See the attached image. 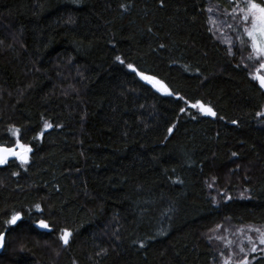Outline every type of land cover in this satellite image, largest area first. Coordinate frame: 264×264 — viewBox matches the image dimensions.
<instances>
[{"label": "trees", "instance_id": "16d2710c", "mask_svg": "<svg viewBox=\"0 0 264 264\" xmlns=\"http://www.w3.org/2000/svg\"><path fill=\"white\" fill-rule=\"evenodd\" d=\"M235 1L0 0V144L31 148L0 264H223L213 231H264V91L211 25Z\"/></svg>", "mask_w": 264, "mask_h": 264}, {"label": "rangeland", "instance_id": "374dc122", "mask_svg": "<svg viewBox=\"0 0 264 264\" xmlns=\"http://www.w3.org/2000/svg\"><path fill=\"white\" fill-rule=\"evenodd\" d=\"M237 5H239L241 8L244 7L243 0L235 1L231 8H227V7L223 8L220 7L219 5L212 4L210 7L212 29L214 30L217 37L220 40H222L224 43H226L229 46H232L233 44H237L242 48L246 47L250 55L251 54L250 43L248 37L244 34L243 29L244 27H251V24L250 22L248 24L241 23L239 14L235 16V19H233L231 13L233 12V9L236 8ZM238 12L239 9H237V13ZM228 25H232V27H229ZM259 27L260 25L258 22L257 30H259ZM241 40L244 41L243 44L241 43ZM255 61H256L255 63L256 68L254 71V75L257 74L264 75V69H260L261 61L256 58ZM196 105H197L196 106L197 109L201 113L208 114L206 109H209L210 108L209 106H206L202 103H197ZM254 229L257 228H251L248 231H243L238 229V231L231 233L230 232L231 228L225 226L223 228H219V230L213 231L212 236L213 237L215 236V238H218L219 241L221 242H223L224 239L228 236V239L225 240V242L223 243L224 251L221 250L223 253L226 251L224 257L222 258L224 263L227 264L231 263L232 259H235L237 261L238 258L241 257L243 260H246L245 255H247L252 248V244L249 243L248 240L249 237H251L252 241L256 244V248H257L256 251H258L259 249H264V245L259 244V235L256 231H254ZM241 248L244 249L243 252L240 251Z\"/></svg>", "mask_w": 264, "mask_h": 264}, {"label": "snow or ice", "instance_id": "6c2138e0", "mask_svg": "<svg viewBox=\"0 0 264 264\" xmlns=\"http://www.w3.org/2000/svg\"><path fill=\"white\" fill-rule=\"evenodd\" d=\"M244 7H240L239 5L236 6V8L233 9V12L231 15L233 16V19H235V16L237 14L240 15V22L244 24H248L250 22L251 27H244L243 31L244 34L248 37L250 47H251V54L249 56V59H258L261 61L260 63V69H264V0H260V2H257V0H243ZM237 9H239V12L237 13ZM259 22V30H257V23ZM229 27H232V25H228ZM258 31V34H257ZM241 43L243 44L244 41L241 40ZM120 58L117 57V60ZM123 63V61H121ZM128 67L132 71H136L135 68H133L132 65H128ZM259 72V70H258ZM142 79L147 80L150 83H153V78L150 76H145L141 74ZM253 79L258 80L262 87H264V75H254ZM155 83H160L159 81H155ZM158 90L164 91L166 94L171 95V92H168L167 88L160 84V88ZM182 99V97H181ZM196 107L197 105H193ZM207 113L210 115H215L212 110L206 109ZM50 124H45V128H50ZM169 132H171V129H169ZM19 130H15V135L18 137ZM16 147L21 149V151L17 152L12 148L4 147L3 145H0V164L7 162V157L9 156H15L21 160L23 163H27V153L31 152V148L19 143V140H16ZM235 155V153L233 154ZM39 208V205H37ZM20 219L19 214H14L11 219L8 221L9 224H15L17 220ZM40 227H43L47 229L49 225L45 223L43 220L40 221ZM259 235V244L264 245V231L261 229H254ZM71 236V233L67 230L63 231V234L61 236V239L63 240L64 244L68 243L69 237ZM249 243L252 244L251 251L255 252L257 250L256 244L252 241V238H248ZM4 234L0 233V248L4 246ZM241 252L244 251L243 248L240 249ZM242 264H248V261L245 260L242 262Z\"/></svg>", "mask_w": 264, "mask_h": 264}, {"label": "water", "instance_id": "95a60500", "mask_svg": "<svg viewBox=\"0 0 264 264\" xmlns=\"http://www.w3.org/2000/svg\"><path fill=\"white\" fill-rule=\"evenodd\" d=\"M259 75H261V74H259ZM258 81V80H257ZM259 82V81H258ZM154 84L156 85V87L159 89L160 88V84L161 83H155V81H154ZM259 84H260V82H259ZM261 85V84H260ZM262 87V86H261ZM262 89H263V91H264V87H262ZM164 92V91H163ZM213 112V111H212ZM1 145V144H0ZM4 147H7V148H12V149H14L15 151H17V152H19V151H21V149H19V148H15V147H10V146H6V145H3ZM17 157H15V156H9V157H7V160H10V159H16ZM19 216H20V218H21V214H19ZM18 221V220H17ZM64 230H67L68 232H70L71 233V231L68 229V228H65ZM63 230V231H64ZM2 234H4V238H5V233H2ZM63 234V233H62ZM62 236V235H61ZM70 238H71V236L69 237V240H68V242L70 241ZM62 240V239H61ZM62 243H63V245L64 246H66L67 244H64V242H63V240H62ZM4 244H5V241H4ZM3 248H4V246L2 247V248H0V252L3 250Z\"/></svg>", "mask_w": 264, "mask_h": 264}]
</instances>
